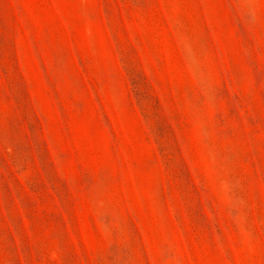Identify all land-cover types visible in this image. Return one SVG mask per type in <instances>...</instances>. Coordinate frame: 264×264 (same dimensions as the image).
<instances>
[{"label":"rangeland","instance_id":"1","mask_svg":"<svg viewBox=\"0 0 264 264\" xmlns=\"http://www.w3.org/2000/svg\"><path fill=\"white\" fill-rule=\"evenodd\" d=\"M0 264H264V0H0Z\"/></svg>","mask_w":264,"mask_h":264}]
</instances>
